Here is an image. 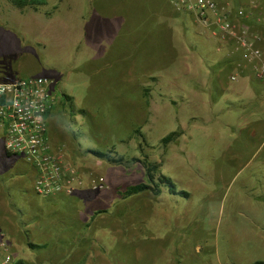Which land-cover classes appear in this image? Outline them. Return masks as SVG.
Listing matches in <instances>:
<instances>
[{
	"label": "rangeland",
	"instance_id": "374dc122",
	"mask_svg": "<svg viewBox=\"0 0 264 264\" xmlns=\"http://www.w3.org/2000/svg\"><path fill=\"white\" fill-rule=\"evenodd\" d=\"M43 1L26 20L32 13L19 16L21 8L0 0V80L40 74L54 79L58 102L49 117L50 144L81 175L83 185L72 194L39 196L33 189L34 170L21 156L7 152L0 123V173L12 165L17 174L12 181L0 178V225L15 259L23 264L264 260V77L257 76L256 66L251 77L236 71L233 80L230 68L208 69L202 55L210 87L205 108H200L190 96H179L169 80L162 86L169 72L157 73L162 74L157 79L151 77L154 69L140 74L151 60L140 40L133 44L143 36H127L125 22L129 18L128 27L140 22L157 0ZM253 1L257 7L251 9ZM253 1L236 7L258 14L245 22L264 37V0ZM118 25L123 28L120 35ZM83 27L89 29L87 34ZM189 32L194 34L187 33L185 42L194 39L195 47L211 56L210 63L218 50L241 51L195 18ZM204 36L221 41L212 43ZM20 38L29 49L15 54L14 41ZM105 52L108 56L97 60ZM124 68L126 96L116 105L125 106L126 122L112 128L108 118H99L83 100L90 99L92 84ZM220 80L230 83L229 94L220 92ZM108 103L100 106L105 116L112 107ZM255 113L262 115L263 123ZM173 132L175 136L163 142ZM147 160L157 163L158 174L171 177L189 196L172 194L161 184V193L148 190L124 197L121 192L127 186L148 181ZM98 176L105 183L94 189L91 183ZM235 195L239 207L253 198L249 215L235 211ZM30 241L40 247L30 246Z\"/></svg>",
	"mask_w": 264,
	"mask_h": 264
},
{
	"label": "built area",
	"instance_id": "2783aa9c",
	"mask_svg": "<svg viewBox=\"0 0 264 264\" xmlns=\"http://www.w3.org/2000/svg\"><path fill=\"white\" fill-rule=\"evenodd\" d=\"M169 1L178 11L192 13L197 22L214 34L231 40L245 60L257 61V76L264 77V47L259 44L263 36L251 31L246 22L236 29L232 18V13L246 18V9L236 7L234 0ZM256 7L253 1L251 9ZM231 78L235 80L236 74ZM54 90V79L44 74L0 81V123L5 126L6 150L21 156L34 169L33 189L41 197L72 194L83 185L81 175L71 170L50 144L48 112L58 102ZM104 183L105 178L98 176L91 186L97 189ZM15 262L0 225V264Z\"/></svg>",
	"mask_w": 264,
	"mask_h": 264
},
{
	"label": "crops",
	"instance_id": "0c3cea01",
	"mask_svg": "<svg viewBox=\"0 0 264 264\" xmlns=\"http://www.w3.org/2000/svg\"><path fill=\"white\" fill-rule=\"evenodd\" d=\"M7 2L8 5H12L15 8L19 9L15 4L12 3L11 0H4ZM61 2L63 0H60ZM235 6H240L241 3H248L249 0H234ZM253 1V0H252ZM45 4L41 5L44 6ZM58 7V6H55ZM21 9L19 12L23 16V14H28L29 12L32 14H28L25 16L24 19L27 20L26 17H32L33 13H35L37 10H35L32 6L28 5L24 7V9ZM31 8L32 10H30ZM249 8V7H248ZM2 12L0 8V13ZM25 12V13H24ZM254 10L249 9V16H247V20H253L255 17H257V13H253ZM253 13V14H252ZM39 15V14H36ZM45 17H51L46 16L45 14H41ZM103 16V15H102ZM24 17V16H23ZM82 19H85V16L83 13H81ZM106 17L107 16H103ZM87 18V17H86ZM111 18V17H109ZM232 18L234 20V24L236 29H239L242 24L245 23L246 18H238L235 13H232ZM258 19H260L258 17ZM194 21V15L189 12H180L178 11L169 0H157L156 3L150 8L147 15H144V17L140 20V22L131 23L130 27H128V23L130 22L129 18H126V33L127 36L131 35L136 38H139L143 36V39H138L141 42V45L143 44V47L145 49V52L150 57V68L146 67L142 69H139L141 71L140 74L143 73L144 70L148 69H154L155 73L154 76H151L154 79H157L156 77L162 74L163 71L169 72L168 77L165 75V78L162 77L164 80L162 81V86L165 82L167 85V80L170 81V86L172 88L176 87L178 91L179 96H186L191 97V100L196 102V104L201 108L203 106L205 108V97L208 95V89L210 87V79L209 75L207 73V66L208 69L218 70L219 67L223 66L222 69L230 68L233 72V75L236 74V71H245L246 73L245 77H251V69L255 68L257 65V61H248L245 60L242 57L241 51L233 50H218L219 54L215 55L213 59V63H210L211 56L208 57L209 54H206L205 51L199 50V48L195 47L196 43L194 39H190L189 42H185V39H187V33L194 34L192 31V22ZM125 23L123 25H125ZM179 24H182L185 26L184 29H181ZM103 25V27H105ZM83 33L87 34L84 27L82 28ZM118 34L120 35L122 32V25L117 26ZM117 34V35H118ZM118 35V36H119ZM116 37V36H115ZM130 38V37H129ZM210 39L212 43L217 42L218 40L214 41L216 39L213 36H204V39ZM213 39V40H212ZM114 40L110 43H114ZM228 41V40H227ZM90 42V41H89ZM91 43V42H90ZM116 43V42H115ZM261 46L264 47V37L263 42L259 43ZM14 45L17 49L15 54H18L20 50H23L25 47L29 49L28 42L25 43L24 40L21 38L14 41ZM195 47V48H194ZM233 47V44H232ZM232 47H229L230 49ZM111 48V47H110ZM197 50H194L196 49ZM110 50V49H109ZM108 50V52H109ZM239 50V49H238ZM107 52V51H106ZM105 52V53H106ZM107 52V53H108ZM103 54L101 56L97 55V60L104 59L108 56V54ZM204 56L206 59L207 65L206 67L203 66L201 62V56ZM96 60V59H95ZM217 68V69H216ZM229 69V70H230ZM132 70V69H131ZM123 72L121 74L116 73L112 74V76L96 82V84H92L91 87V93H90V99H84L83 103L90 102L92 109L94 110L96 114H98L99 118L106 117L108 118V122L111 124V126L114 127H120L121 125L125 124L126 122V109L123 105L122 107L119 105H116L119 100L123 99L126 96V69L122 70ZM230 71V72H231ZM167 77V78H166ZM232 77V76H231ZM144 80H146V77H140ZM14 80L13 77L8 78L7 81ZM1 81V80H0ZM220 92L224 91V93L227 95L232 91V87L230 86V83H224L223 80H220ZM142 86H146L142 84ZM68 92V91H67ZM236 94V93H235ZM225 97V96H224ZM112 104V107L109 108L107 111L108 116H105L102 111L103 109L100 108V106H109L107 104ZM125 103V102H123ZM111 106V105H110ZM86 107V106H83ZM112 109V110H111ZM99 112V113H98ZM258 114V113H255ZM260 119L262 120L263 117L261 114H258ZM94 116V115H93ZM254 114H252V117ZM95 117V116H94ZM263 123V120L261 121ZM103 124V122L101 123ZM107 125V123L105 124ZM263 125V124H262ZM260 128V127H256ZM253 133H256V130L253 131ZM14 155V154H10ZM13 167L14 164H13ZM1 172V171H0ZM14 169H12V165L6 167L3 169L2 173H0L1 181H12L15 179V176L13 175ZM236 194V192H235ZM247 198V197H246ZM235 201L237 202V207L239 204V200L234 196ZM251 199L246 200V205L244 207H239L235 209L238 213H243L249 215L251 208V202L254 201ZM255 202V201H254ZM249 205V207H248ZM254 207H256V204H254ZM245 211V212H244ZM264 212V210H263ZM264 214V213H263ZM264 225V224H263ZM264 234V229H263ZM264 239V236H263ZM259 261V260H256ZM254 261V262H256ZM252 262L251 264H253Z\"/></svg>",
	"mask_w": 264,
	"mask_h": 264
},
{
	"label": "trees",
	"instance_id": "16d2710c",
	"mask_svg": "<svg viewBox=\"0 0 264 264\" xmlns=\"http://www.w3.org/2000/svg\"><path fill=\"white\" fill-rule=\"evenodd\" d=\"M11 1H12L13 4H15L17 7L21 8V9L26 7V6H28V5L34 7L35 9H38V7L40 5L45 4V1H43V0H11ZM138 42H139V40H137L133 44H138ZM149 94L150 93L147 90V97H149L148 96ZM64 97H66V99H68V100L71 98L67 94H65ZM52 110L53 109L49 110L48 117H50V114H51ZM174 136H175L174 132L166 135L163 138V142L168 143ZM93 151H94V153L97 156L109 158L110 160L112 159L110 156H108L107 153H104V152L99 151V150H93ZM27 167L32 172L33 168L31 166H29L28 164H27ZM158 173H159V165L157 163H155V162H149L147 160L146 161V174H147L148 181L147 182H140V183H137V184H132V185L127 186L125 188V190L121 192L122 195H124V197H129V196H132V195L140 194V193L148 191V190H153L156 194L157 193H161V191H162L161 184H163V185H166V187L168 188V191L170 193H172V194H179V195H182V196H189V192L188 191L178 189L175 181L171 177H168V176H166L164 174H158ZM13 175L14 176L17 175L15 171L13 172ZM21 190L24 191L23 188ZM29 245L32 246V247H40V245L35 244V243L31 242V241L29 242ZM14 264H23V262L22 261H17ZM253 264H264V260L256 261Z\"/></svg>",
	"mask_w": 264,
	"mask_h": 264
}]
</instances>
